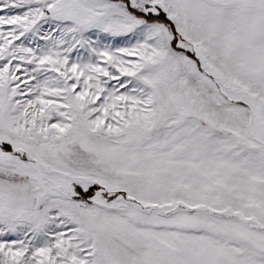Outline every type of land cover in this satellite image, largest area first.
Here are the masks:
<instances>
[{"label": "snow or ice", "instance_id": "1", "mask_svg": "<svg viewBox=\"0 0 264 264\" xmlns=\"http://www.w3.org/2000/svg\"><path fill=\"white\" fill-rule=\"evenodd\" d=\"M0 264H264V0H0Z\"/></svg>", "mask_w": 264, "mask_h": 264}]
</instances>
